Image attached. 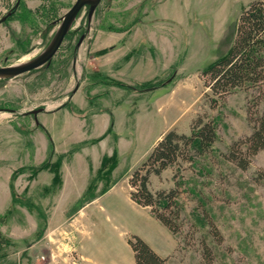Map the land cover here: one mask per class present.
<instances>
[{
	"label": "rangeland",
	"instance_id": "374dc122",
	"mask_svg": "<svg viewBox=\"0 0 264 264\" xmlns=\"http://www.w3.org/2000/svg\"><path fill=\"white\" fill-rule=\"evenodd\" d=\"M16 1L0 0V18ZM75 1L21 0L0 24V65L45 49ZM253 1L101 0L49 64L0 79V264H136L133 235L168 264H200L204 244L213 264H264V149L247 169L224 156L252 132L256 92L211 108L200 75ZM205 113L217 125L212 148L152 176L153 190H179L173 234L128 180L163 132L190 133Z\"/></svg>",
	"mask_w": 264,
	"mask_h": 264
},
{
	"label": "trees",
	"instance_id": "16d2710c",
	"mask_svg": "<svg viewBox=\"0 0 264 264\" xmlns=\"http://www.w3.org/2000/svg\"><path fill=\"white\" fill-rule=\"evenodd\" d=\"M200 75L208 89L206 95L211 108L218 107L226 96L237 90L256 92L248 108L252 132L234 140L224 153L238 167L247 169L252 157L264 149V109L260 111L255 107L264 100V0H255L243 8L230 49L204 68ZM217 136L215 119L209 118L206 113L199 114L191 122L190 133L176 128L163 132L145 160L129 177L131 198L140 206L149 208L173 234L181 230L179 190L177 187L153 190L152 176L160 177L180 161L193 160L210 150ZM210 223L213 233L219 235L217 227ZM129 244L136 264H168V257L159 254L140 236L133 235ZM202 256L200 264H213L214 256L209 245H203Z\"/></svg>",
	"mask_w": 264,
	"mask_h": 264
},
{
	"label": "water",
	"instance_id": "95a60500",
	"mask_svg": "<svg viewBox=\"0 0 264 264\" xmlns=\"http://www.w3.org/2000/svg\"><path fill=\"white\" fill-rule=\"evenodd\" d=\"M20 1L21 0H17L14 8L18 7ZM100 2L101 0H76L70 7V9L57 20V23H59L58 28L45 49L30 60L18 62L12 65L0 66V79H9L12 77H16L25 72L39 68L45 64H49L53 56L61 47L65 36L70 31L80 11L85 6H89L88 16L89 18H91L94 15L96 8L100 4ZM11 14L12 10L8 11L2 18H0V23L5 21ZM42 110L43 108H39L31 111V113L37 115Z\"/></svg>",
	"mask_w": 264,
	"mask_h": 264
},
{
	"label": "flooded vegetation",
	"instance_id": "af4514ba",
	"mask_svg": "<svg viewBox=\"0 0 264 264\" xmlns=\"http://www.w3.org/2000/svg\"><path fill=\"white\" fill-rule=\"evenodd\" d=\"M16 2H17V1H16ZM20 3H21V1H20ZM15 4H16V3H15ZM15 4H14V5H15ZM14 5L8 10V11L12 10V14H11V15H14L15 12L17 11V9H18L19 6H20V4H19L18 7L14 8ZM85 7L88 9V10H87V13L89 14V6H85ZM85 7H84V8H85ZM8 11H7V12H8ZM7 12H5V14H6ZM5 14H3V16H4ZM11 15H10V16H11ZM3 16H2V17H3ZM2 17H1V18H2ZM7 19H8V18H7ZM7 19H6V20H7ZM6 20H5V21H6ZM5 21L1 22L0 24L4 23ZM56 30H57V29H56ZM55 32H56V31H55ZM55 32L53 33V36H54ZM68 33H69V32H68ZM53 36H52V37H53ZM66 36H67V35H66ZM66 36H65V38H66ZM65 38H64V39H65ZM51 39H52V38H51ZM82 40H83V39H82ZM59 49H60V48H59ZM43 50H44V49H43ZM43 50H42V51H43ZM55 55H56V54H55ZM55 55H54V56H55ZM54 56H53V58H54ZM53 58H52V59H53ZM51 61H52V60H51ZM51 61H50V62H51ZM0 66H3V65H0ZM42 111H44V108H43ZM42 111H40V112H42ZM29 113H30V112H29Z\"/></svg>",
	"mask_w": 264,
	"mask_h": 264
},
{
	"label": "bare ground",
	"instance_id": "6f19581e",
	"mask_svg": "<svg viewBox=\"0 0 264 264\" xmlns=\"http://www.w3.org/2000/svg\"><path fill=\"white\" fill-rule=\"evenodd\" d=\"M39 53H40V52H39ZM39 53L35 54L34 56L27 57V58L23 59L21 62H24V61L30 60V59L34 58L35 56H37Z\"/></svg>",
	"mask_w": 264,
	"mask_h": 264
}]
</instances>
